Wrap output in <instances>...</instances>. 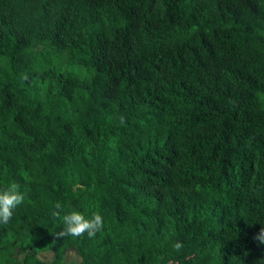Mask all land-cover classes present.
I'll return each instance as SVG.
<instances>
[{
    "label": "trees",
    "instance_id": "1",
    "mask_svg": "<svg viewBox=\"0 0 264 264\" xmlns=\"http://www.w3.org/2000/svg\"><path fill=\"white\" fill-rule=\"evenodd\" d=\"M13 181L0 264H264V0H0Z\"/></svg>",
    "mask_w": 264,
    "mask_h": 264
},
{
    "label": "clouds",
    "instance_id": "2",
    "mask_svg": "<svg viewBox=\"0 0 264 264\" xmlns=\"http://www.w3.org/2000/svg\"><path fill=\"white\" fill-rule=\"evenodd\" d=\"M120 123L124 124L123 116ZM25 200V193L21 191L18 182H11L6 188L0 189V224H7L12 215L13 210ZM52 216L60 218L63 224V230L57 233L60 237H83L85 234L88 238H93L104 228V218L99 212H92L90 216H85L81 211H70L65 213L64 206L57 201L54 204ZM253 240L259 244H264V226L254 234ZM183 247L180 241L173 244V248L179 252Z\"/></svg>",
    "mask_w": 264,
    "mask_h": 264
},
{
    "label": "rangeland",
    "instance_id": "3",
    "mask_svg": "<svg viewBox=\"0 0 264 264\" xmlns=\"http://www.w3.org/2000/svg\"><path fill=\"white\" fill-rule=\"evenodd\" d=\"M76 69L79 70L81 75H84L83 67L81 68L79 66H76ZM40 257L43 258V259L49 260L51 258V253L48 252V251H42V252H40ZM78 260H79V257L76 254L69 253L65 262H66V264H69V263H72V262H76Z\"/></svg>",
    "mask_w": 264,
    "mask_h": 264
}]
</instances>
